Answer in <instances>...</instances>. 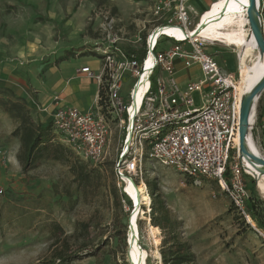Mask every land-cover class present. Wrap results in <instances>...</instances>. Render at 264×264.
I'll use <instances>...</instances> for the list:
<instances>
[{
    "label": "rangeland",
    "instance_id": "obj_1",
    "mask_svg": "<svg viewBox=\"0 0 264 264\" xmlns=\"http://www.w3.org/2000/svg\"><path fill=\"white\" fill-rule=\"evenodd\" d=\"M150 5L151 0H0V9L3 10L0 39L30 41L41 46V52L28 59L30 73L23 79L37 92L35 96L43 105L45 97L54 92L52 85L62 75L73 72L74 67L86 61L101 63L99 54L90 52L95 47V38L87 46L83 45L86 21L85 33H92L97 38L102 15L109 13L134 35L137 25L150 19ZM208 7L194 12L191 16L193 25H198L200 16ZM259 11L264 30V0H260ZM15 19L21 21H13ZM50 36L51 42L45 45L43 42ZM171 44L163 42L158 51H168ZM42 46H47L49 51H44ZM83 52L87 53H84L86 57L79 56ZM207 52L214 56L219 67L226 72L235 71L240 76L238 49L214 43ZM64 57L68 58L61 60ZM63 62L68 67H63L62 73L58 69L51 72L54 65L59 67ZM20 70L22 74L24 68ZM181 75L192 81L203 79V73L197 68L185 69ZM96 84L93 92H99ZM132 85L133 81H127L122 93L127 103ZM207 93L204 91L202 95ZM2 94L1 90L0 99L4 97ZM193 98L195 108L204 105L200 93L194 94ZM260 100L251 132L254 144L264 156V92ZM49 101L43 106L50 104ZM31 110L34 118L40 119L37 109L33 107ZM110 125L112 136L108 157L104 162L88 164V171L98 170L100 178L93 179L95 173L91 185L79 186L65 164L42 162L25 174L17 160L19 142L12 137L16 122L0 108V264H51L54 251L62 248L65 238L67 254L76 256L71 264H125L126 261L131 264L129 224L136 209H130L125 202H122V208L114 204L111 192L118 183L113 171L120 135L117 125ZM148 181L156 183L157 193L166 207L182 223L181 238L191 246L197 264H264V232L251 217L239 213L216 181L189 178L145 158L139 187H145ZM245 186L249 194L255 186L257 212L259 220L264 223V193L259 181L248 175ZM116 188L122 196L123 188ZM126 191L130 193L128 187ZM146 191L150 198L147 202L142 198L137 204L129 199L133 205L139 206L136 225L139 245L146 252V264H161L156 257L165 234L151 225L152 200L147 187ZM54 223L61 228L56 235L60 237L59 241L54 239ZM82 223L90 225L89 234L74 236L76 230L80 232Z\"/></svg>",
    "mask_w": 264,
    "mask_h": 264
},
{
    "label": "built area",
    "instance_id": "obj_2",
    "mask_svg": "<svg viewBox=\"0 0 264 264\" xmlns=\"http://www.w3.org/2000/svg\"><path fill=\"white\" fill-rule=\"evenodd\" d=\"M190 2L151 0L150 19L138 24L134 35L115 16L103 14L91 49L99 54L101 69L98 73L89 67L80 71L99 87L95 105L88 112L57 107L52 121L62 143L93 164L108 157L110 124H116L120 146L114 173L128 197L125 186L142 178L146 158L189 178L216 181L247 217L250 194L245 177L249 174L236 142L239 75L219 67L207 52L214 42L189 35L199 26L192 23ZM168 41L172 43L169 50L158 51ZM177 64L184 69L197 67L203 79L181 86ZM127 81H133L128 103L122 96ZM204 91L208 93L202 95ZM196 93L205 102L200 108H195Z\"/></svg>",
    "mask_w": 264,
    "mask_h": 264
},
{
    "label": "trees",
    "instance_id": "obj_3",
    "mask_svg": "<svg viewBox=\"0 0 264 264\" xmlns=\"http://www.w3.org/2000/svg\"><path fill=\"white\" fill-rule=\"evenodd\" d=\"M105 0H103L104 2ZM117 10L114 8L113 13ZM90 36L95 38L92 33ZM87 51H90L89 49ZM91 52V51H90ZM93 53V52H91ZM94 54V53H93ZM73 55V54H72ZM74 56V55H73ZM68 57H64L61 60H66ZM62 62V61H61ZM1 91V90H0ZM4 97L0 99V108L4 111L9 118L16 122L15 129L12 133V137L19 142V150L17 153V160L22 167V171L26 174L34 170L42 162H55L65 164L69 167L73 174L74 181L79 185H91V179H99L100 173L98 170L88 171V164L91 162L82 161L70 148H68L59 139L55 132L53 121L43 123L40 119H35L32 110L29 107L27 100L23 98L14 97L9 94L8 90H2ZM101 105L106 111V102L102 92ZM11 98H14L12 100ZM261 101V100H260ZM114 178L115 173L113 171ZM142 178L135 180L137 186ZM117 181V180H116ZM116 185L112 189V195L114 197V204L117 208H122V202L127 203L130 209H134L133 203L129 197L123 193L119 196ZM145 186L149 190V195L152 200L150 221L153 227L159 228L164 232V238L160 245L161 264H197V258L192 251L191 246L181 238L182 223L174 218L171 211L166 207L164 201L157 193V185L154 182H145ZM256 188L252 187L249 200L246 203V214L258 225L260 230L264 232V223L259 220L257 212L256 202ZM234 205V204H233ZM235 206V205H234ZM236 208V207H235ZM237 209V208H236ZM238 210V209H237ZM242 214L241 212H239ZM243 215V214H242ZM54 229V239L59 241L60 237H57L60 232V226L57 223L52 224ZM80 232L75 231L79 237H85L89 234V224H80ZM63 234V233H62ZM73 236V237H74ZM66 238L65 243L61 249L54 251L51 264H71L76 256L68 255L66 252ZM57 244V242H54ZM129 264V262H125Z\"/></svg>",
    "mask_w": 264,
    "mask_h": 264
},
{
    "label": "bare ground",
    "instance_id": "obj_4",
    "mask_svg": "<svg viewBox=\"0 0 264 264\" xmlns=\"http://www.w3.org/2000/svg\"><path fill=\"white\" fill-rule=\"evenodd\" d=\"M258 4H260V0ZM246 6H248L247 0H218L205 14L200 16L199 26L193 31H189V35L193 38L199 37L208 42L234 47L239 50V95L241 101L264 75V57L257 48L251 31L246 30L249 27ZM255 120L256 117L253 119L251 127L256 123ZM237 145L239 146V136ZM246 147L251 154L264 158L258 151L250 134L247 137ZM242 165L250 176L259 181L264 193V173L262 172L264 167L245 156H243ZM126 187L130 191L131 197H129L135 200L137 204L142 198L145 202L149 201L146 186L139 187L130 181L126 184L125 191ZM138 218L139 206L137 205L130 220L133 226L131 232H129L130 261L134 264H146V252L139 245V231L136 225ZM156 258L161 261L160 253Z\"/></svg>",
    "mask_w": 264,
    "mask_h": 264
},
{
    "label": "crops",
    "instance_id": "obj_5",
    "mask_svg": "<svg viewBox=\"0 0 264 264\" xmlns=\"http://www.w3.org/2000/svg\"><path fill=\"white\" fill-rule=\"evenodd\" d=\"M217 1L218 0H195L194 3V0H191L190 6L194 12H197V10L206 8L208 6V8L210 9L211 6ZM208 10H205L204 12ZM204 12L203 14H205ZM0 15L3 16V10L1 11V9ZM1 16L0 21L2 19ZM16 20H19V22L21 21L20 19H15L13 21ZM86 26L87 21L83 27L82 37L83 45L87 46V44H89L90 41H92L94 38L85 33ZM50 37L48 38V41H46L47 39L44 38L45 42L43 43H50L52 40V36ZM30 39L34 40V38H31V36ZM37 41L40 42V40ZM23 42L25 43V41ZM24 43H22L21 40L15 41L13 39H0V90H8L9 94L14 95V97L27 100L30 109L34 107V109H37V111L40 113V120L43 123L53 120V116L57 107H75L82 112H88L93 109L99 93L96 90L93 92V87L95 86L96 82L89 79L80 71L84 67H89L92 71L95 70L94 72L98 73L101 69V63L86 61L82 65H77L76 67H74L73 72L67 75H62V77H60V79L56 81L54 85H52V90L54 92L45 97V100L43 101V105L49 100L51 101V103H48V105L44 107L41 103L38 102V99L35 96L37 92L29 88V86L23 79L24 76H28V74L30 73V70L27 69V67L30 68L29 66L31 64L29 63L28 59L34 58L36 54L41 52V46L36 45L35 42L31 43L30 41L25 44ZM34 44L36 45L35 47H33ZM43 49L44 51H49L47 46H44ZM84 53L87 54L86 52H83V54L79 56L86 57ZM74 56H76V54H74ZM54 66L52 67L51 72H55L58 69V71L62 73L61 69H63V67H68L64 62L63 64L59 63V67ZM22 68H24V70H22L23 73L20 74V69ZM177 70V77L181 86H185L187 83L192 81L191 78L188 79L185 75H181V72L185 70L181 64H177ZM232 73L236 72L232 71ZM87 93H90V95H88ZM86 97L89 98V103H87Z\"/></svg>",
    "mask_w": 264,
    "mask_h": 264
},
{
    "label": "water",
    "instance_id": "obj_6",
    "mask_svg": "<svg viewBox=\"0 0 264 264\" xmlns=\"http://www.w3.org/2000/svg\"><path fill=\"white\" fill-rule=\"evenodd\" d=\"M247 1H248V6H246L247 7L246 15L249 22V28L257 48L264 57V30L262 26L260 11H259L260 9V4H258L259 0H247ZM263 92H264V75L259 80V82L252 88L249 94L245 96L241 101L240 120H239V154H240L241 162L243 156H245L262 167H264V158L251 154L249 150H247L246 142L248 135L249 134L252 135L251 131L253 128L251 127V123L253 122V119L257 115L258 101L262 96ZM262 172L264 173V170H262ZM134 207L136 209L135 205ZM132 227L133 226L130 221L129 232H131Z\"/></svg>",
    "mask_w": 264,
    "mask_h": 264
}]
</instances>
